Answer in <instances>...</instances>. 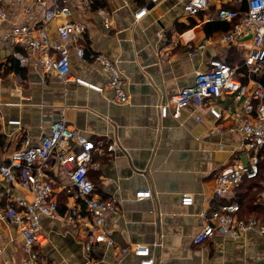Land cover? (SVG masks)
I'll return each mask as SVG.
<instances>
[{"label": "crops", "instance_id": "0c3cea01", "mask_svg": "<svg viewBox=\"0 0 264 264\" xmlns=\"http://www.w3.org/2000/svg\"><path fill=\"white\" fill-rule=\"evenodd\" d=\"M185 1L93 0L89 10H73L71 18L87 26L86 55L102 53L121 70L126 103L114 101L97 63L82 61L71 51L69 81L54 75L43 80L38 70L20 66L12 57L11 42L0 40V163L26 141L37 143L55 121L65 120L96 145L88 171L95 193L118 204V210L104 220L105 232L115 245L98 242L86 250L84 229L75 217L69 218L76 207L83 214V205L79 200L71 202L67 192L73 188L52 160L47 173L60 217L41 218L47 238L39 249L43 259L54 264H138L139 257L132 250L122 253L120 248L144 244L150 247L154 264H264V238L257 232L236 239L215 234L200 244L192 240L204 223L201 212L220 201L213 194L215 175L246 159L241 134L231 129L228 118L241 101L227 94L213 100L223 114L219 121L197 100L182 108L177 118L170 113L161 117L158 105L169 103L177 91L191 85L194 72L206 69L212 58L239 66L252 36L248 33L222 42L228 30L216 23L218 8L244 12L245 1L209 0L208 8L195 16L184 13ZM25 6L7 3L0 34L13 23L41 21L42 6L32 5L23 13ZM142 7L146 13L135 20ZM98 9L104 10L105 19ZM63 19L46 25L50 40ZM210 22L207 33L204 25ZM225 22L232 26L234 21ZM112 143L115 149L108 151ZM262 150L260 175L239 185L230 201L240 205L242 216L264 224ZM138 190H149L151 195L136 200ZM183 194L192 196L190 205L182 204ZM0 245L4 247L0 264H21L20 238L7 219L0 220Z\"/></svg>", "mask_w": 264, "mask_h": 264}, {"label": "built area", "instance_id": "2783aa9c", "mask_svg": "<svg viewBox=\"0 0 264 264\" xmlns=\"http://www.w3.org/2000/svg\"><path fill=\"white\" fill-rule=\"evenodd\" d=\"M0 0V23L7 18V3H27L23 13L30 11L32 5L42 6L43 16L39 23H13L0 34V40H7L14 45L12 57L23 67L31 66L38 70L44 80L54 75L62 81H69L71 51L82 61L97 63L106 75L105 86L114 93V101L128 102L125 80L116 62L102 53L86 55L87 26L83 21L72 19L73 10L86 11L93 0ZM246 3V10L220 7L216 18L222 21H234L231 28L222 37V42H231L238 36L251 34V46L242 57L239 66L231 67L224 61L212 58L204 70L194 72L193 83L177 91L169 103L158 105L161 117L169 113L177 118L180 110L192 100L204 102L209 113L216 121L223 118L213 100L223 95H231L241 101V106L231 111V129L240 132L244 161H235L215 175L214 197L219 203L207 211H202L203 226L193 235V242L200 244L215 234L236 239L247 232H257L264 238V224L253 217L242 216L240 205L231 202L234 190L245 180L258 176L260 150L264 148V86L259 78L264 73V0H241ZM209 0H186L183 11L188 16H195L206 10ZM73 8V9H72ZM147 9L142 7L135 13L139 20ZM105 19L103 9L97 10ZM64 18L56 26V37L49 39L46 25L58 18ZM108 25V22H106ZM239 70V73L237 72ZM246 78V82L242 81ZM96 148L80 129L68 125L65 120L55 121L49 132L43 134L35 144L25 142L24 146L14 150L5 163H0V220H8L20 238L21 264H54L40 256L39 249L47 238L41 230V218H59L54 199L52 180L47 171L53 160L65 173L73 188L68 191L72 203L79 200L83 205V214L76 207L70 211L79 221L86 233V250L92 245L104 242L115 245L107 235L104 220L107 214L116 212L118 204L112 199H101L94 184L88 178L92 151ZM115 145L109 144L108 151ZM30 194V198L26 195ZM149 190H138L136 200L147 199ZM182 204L190 205L192 196L183 194ZM133 252L139 257L138 264H154L150 247L135 244L120 248L122 253ZM4 247L0 245V256Z\"/></svg>", "mask_w": 264, "mask_h": 264}, {"label": "trees", "instance_id": "16d2710c", "mask_svg": "<svg viewBox=\"0 0 264 264\" xmlns=\"http://www.w3.org/2000/svg\"><path fill=\"white\" fill-rule=\"evenodd\" d=\"M211 23H212V22L207 23V24L204 25V28H205V30H206L207 33H209L210 30H211V27H210ZM216 23H218V24H219V28H221V29L224 30V31L229 30V29L231 28V26H230L227 22H225V21H221V20L219 21V20H217ZM220 24H221V25H220ZM217 27H218V25H217ZM10 59L14 60L13 58H10ZM14 61H15V60H14ZM259 80L261 81L262 84H264V75H262V76L259 78ZM0 145H2V142H0ZM262 149L264 150V148H262ZM262 149H261V150H262ZM263 150H262V151H263ZM260 172H261V170H260V161H259V173H258V176L260 175ZM258 176H257L256 178H254V179H251V180H245L244 182H250V181H252V180H255V179L258 178ZM240 185H241V184H240ZM240 208H241V207H240Z\"/></svg>", "mask_w": 264, "mask_h": 264}]
</instances>
